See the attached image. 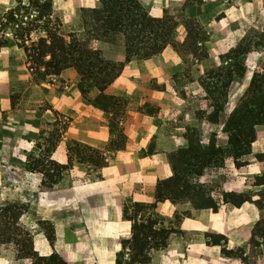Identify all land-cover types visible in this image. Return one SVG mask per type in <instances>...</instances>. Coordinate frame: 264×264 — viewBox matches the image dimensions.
Wrapping results in <instances>:
<instances>
[{"label":"rangeland","instance_id":"374dc122","mask_svg":"<svg viewBox=\"0 0 264 264\" xmlns=\"http://www.w3.org/2000/svg\"><path fill=\"white\" fill-rule=\"evenodd\" d=\"M1 1L4 4L8 3V7L6 9L4 7L0 11V51L13 48L12 51L15 53L12 56L16 58L15 56L18 54L21 60L17 68L13 67L14 70L16 69L17 75L14 76L12 87L15 90H22L21 87L24 84L27 86L32 83L33 85L42 86V88L44 86L58 85L62 90L66 86L67 81L69 82V78L74 81L76 79V88L79 94L99 111L101 121L106 126L107 132L113 136L111 140L115 141V146H111L110 140L103 148L78 142L95 149L96 152H94L92 160H94L97 169H94L90 167L91 164L81 160L80 154L67 152L72 142L63 139L69 127L67 118L65 119L64 116L56 112H52V114L46 113V111L50 110V105L47 101L32 105L27 103L29 100L27 93L24 101H21V93H15L11 97L9 116L17 118L30 117V119H35L38 123H41L39 133L27 139V143L23 144L25 152H0V204L23 205V203L18 201L24 195L19 189H26L27 193L34 194L38 190H50L49 185L52 181L56 182V185L53 186L54 188L69 181L75 184H82L92 174L94 175V173L90 174L91 170L98 171L101 175L103 166L109 164L115 154L126 149L127 136L125 135L124 123L131 118L135 109L129 106L130 100L127 96L111 95L106 92L107 95L115 96L121 100L119 105L121 114H118L117 120L112 121L110 114H104L101 109L95 107L93 100L98 94L96 90L88 95L81 93L78 88L80 77L75 68H52V60L47 53L41 52L33 56L34 48H39V46L35 47V45L39 43L40 38L47 37L45 30H48L50 33L60 37L68 38V36L73 35L82 41L86 38L87 42L94 43L95 47H98L104 61L120 63L122 72L125 65L129 63L126 62L127 55L124 44L121 43L124 40L119 39L112 41V43L95 42L89 35H86L87 27L83 26V17L88 10L96 7L98 0L95 3L92 2L93 0H50L52 11L41 8L42 3L47 0ZM137 2L147 16L152 18L145 11L146 9L141 4V0H137ZM93 3L95 5L90 6ZM187 5L196 6L199 10L206 7L208 14L197 18H188L185 16L184 10H181V7V12L178 9V11H172L171 9L169 11L167 9V14H165L164 10L162 17L155 18L156 20L164 18L160 20L163 23L157 24L156 32V29H152L156 39L158 36L164 40V43L160 44L163 48L154 49L148 57L143 58L136 57L140 54L139 49L142 46H137V44L132 46L133 56L136 57L129 58L134 59L132 60L133 66L136 68V75L133 77L134 82L132 83L143 88L146 87L150 91L152 90L147 96L150 101H144L138 107L139 113L147 114L154 118L155 134L148 139L146 152L149 156L156 158L157 152H164L165 147L167 148L166 144H168L169 152H171L169 155L174 156V159L177 160L176 166L182 168L184 165L187 166L189 161L188 157L183 156L184 152H188L186 137H190L195 146L197 145L196 139H202V144L204 145L208 144L210 138L215 139L216 145L219 147L218 150L223 148V153L217 152L220 160L214 165H212L213 162L208 165L204 171L205 174L201 177L186 174V180L182 179V186L199 184L205 195L200 203H208V200L210 201L211 199V201L217 202L219 209L224 207L223 201L227 203L236 201L235 198L232 200L227 195L228 192H225L223 188L228 189L234 186L233 189L237 190L244 183L245 188H249L247 192L250 198L257 201L253 204L255 208H264V192L260 193L261 189L264 188L260 185L264 183V178H262L264 173L254 176V173L247 171L246 168L241 171V167H246V165L251 163L253 157L255 162L264 161V140L262 141L261 139L259 142H254L251 146L250 156L244 159V166L236 168L235 164H242V159L234 163L233 157L225 152L227 148L225 145L226 138L221 131V126L210 125L204 119V117L206 118L204 112H210L205 108V104H209L205 100V90L209 88L210 91L218 92L219 94L217 101L220 106L221 121L224 120L226 111L229 112L234 107L237 101L236 97L240 95L241 89L238 88L234 91L226 86L225 78L228 71H230V58L232 57L230 53L238 48L239 36L243 31L246 32L249 27L258 29L259 26L260 28L264 26V0H186L182 8ZM180 22H182V25L175 30ZM165 24H169L171 27L168 34L170 36L173 35L171 37L173 46L169 45L168 36L165 39ZM21 33L24 34V37L29 36V40H25L24 47L22 44L13 42H16ZM139 36L140 38L142 37V35ZM6 39L10 40L11 43H4ZM234 43L236 44L234 45ZM143 47H145L143 49L148 50L146 49L148 45H143ZM25 48L27 52H25ZM255 53L260 55L258 57L252 55L248 59L247 56L244 59L243 56L236 54L237 60L241 65L239 66L243 71L252 65L256 66L258 58L264 60L262 50H259V53ZM120 59L121 61H119ZM141 63H144V65H141ZM68 69L74 72L71 77L63 75V72ZM208 72H213V75L209 76ZM240 74L241 71L237 75ZM247 74L246 72L244 79ZM167 86L170 87V90H167ZM165 89L167 90L166 93ZM32 100L30 101L32 102ZM119 135L122 136L121 139ZM56 148L63 152H54ZM177 152L180 153L177 154ZM84 153L89 155V152ZM52 162L57 164V166H52ZM159 180L165 181V178H157L156 184ZM243 194L247 193L244 191ZM27 198L33 200L29 194H27ZM151 204H154V202ZM198 211L206 213L211 211V209ZM137 219L139 220L138 223L143 222L141 224H147L149 221L155 223V231L165 232V229L171 230L167 245L170 243L174 230L166 226L168 223L164 216L155 214L153 209L147 205L138 214ZM20 224L25 232L30 233L32 244L33 231L38 229L43 231L48 240L49 238L52 239V242L55 240V231L51 224L47 222H34L31 225H24L20 221ZM260 227L263 229L264 225ZM208 234L205 235L207 244H226L227 240L225 241L211 233ZM257 234L256 242L258 246H255L252 250L253 254L247 255L245 258L251 264H264V241H262L259 231ZM178 237H181L186 245L180 252L182 253L181 255L176 254L179 259L176 258L174 259L175 261L177 259L183 260L186 255L187 244L197 239V236L193 234L181 232H178ZM161 243L162 240L160 241ZM227 245L232 248L228 241ZM121 247L115 254V261L117 256L119 257V254H121L120 263L127 264L130 261V256L126 251L121 253ZM149 255V261L147 260L141 264H171L173 261V259L170 260V254L165 253V246L157 249L152 248ZM24 262L23 259L17 256L12 245H0V264H25ZM216 262L217 264H223L224 261L218 257V260H215ZM231 264L241 263L236 258Z\"/></svg>","mask_w":264,"mask_h":264},{"label":"crops","instance_id":"0c3cea01","mask_svg":"<svg viewBox=\"0 0 264 264\" xmlns=\"http://www.w3.org/2000/svg\"><path fill=\"white\" fill-rule=\"evenodd\" d=\"M185 1L141 0V4L152 18L162 17L164 10L178 11L180 7L188 18L208 14L206 7L201 10L188 5L182 8ZM94 3L90 6H94ZM4 7L6 9L8 3L4 4L0 0V11ZM244 34V31L239 34V39ZM12 50L13 48H9L0 51V152H25L23 144L40 131L41 123L35 119L9 116L11 97L15 93H21V101H24L27 93V103L32 105L47 101L50 110L46 113L56 112L67 118L69 127L63 138L65 141H77L97 148L106 146L113 136L107 132L99 111L79 94L76 79L74 81L69 78V82L66 80L67 84L62 90L58 85L42 88L32 83L27 86L24 84L22 90L12 87L14 76L17 75L13 67L17 68L21 63L18 54L16 58L12 56L15 53ZM252 55L258 57L260 54H249L247 59ZM261 60L258 58L256 66L248 67L244 81L231 87L234 91L241 89L236 100L246 90ZM133 65V61L127 63L120 76L105 91L111 95L127 96L130 100L129 106L135 111L124 123L127 147L115 154L110 163L102 169L101 179L82 184L69 181L48 191L38 190L34 194L27 193L26 189H19L24 195L18 201L26 206V211L19 219L21 223L31 225L34 222H47L55 231L54 242H50L40 229L33 231V249L39 256L56 254L66 264H115V254L121 247L122 239L131 234L133 221L126 218L125 213L132 216L136 214L137 205L153 203L156 179L166 178L172 172L168 160L171 153L168 144L164 152H157L156 158L146 152L148 139L155 134L154 118L139 113L138 107L144 101H150L147 96L152 90L132 83L136 75ZM63 75L71 77L74 72L68 69ZM166 88L170 90L169 86ZM255 133V143L261 139L263 141L264 124L256 127ZM54 152L63 151L56 148ZM252 160L246 167H241V171L246 168L247 171L253 172L254 176L264 173V161L255 162L254 157ZM233 187L223 190L241 194L245 191L248 194L249 188H245L244 183L240 189ZM27 194L31 195L33 200L27 198ZM153 211L164 216L168 223L166 226L174 230L172 239L165 248V253L170 254V260L173 259L171 264H217L219 261L215 263V260H218V257L225 262L223 264H231L221 253L219 246L206 243L205 235L219 234L227 239L230 246H241L250 238L254 224L264 215V211L257 210L250 202H244L240 207L229 211L224 205L217 212L203 213L194 209L189 202L171 203L165 200L156 202ZM178 232L197 236V239L187 244L183 260L176 257V254H182L180 252L186 245L181 237H178ZM176 258L177 261L174 260Z\"/></svg>","mask_w":264,"mask_h":264},{"label":"trees","instance_id":"16d2710c","mask_svg":"<svg viewBox=\"0 0 264 264\" xmlns=\"http://www.w3.org/2000/svg\"><path fill=\"white\" fill-rule=\"evenodd\" d=\"M37 4H39L37 2ZM39 6V5H38ZM42 9L52 11L51 1L47 0L42 3ZM165 14L167 11L165 10ZM164 19V18H161ZM160 19V20H161ZM12 20V19H11ZM160 20L155 18H149L147 14L138 4L137 0H98L96 7L86 12L83 17V26L87 27V34L95 42L103 41L112 43V41L124 40V48L126 51V62H131L136 57H148L154 49L159 50L163 48L161 43L164 40L154 35L152 29H156L157 24H162ZM170 24V23H169ZM169 24H165V39L169 38V45L173 46V40H171V30ZM182 25V22L177 24L175 30ZM19 28V26H18ZM47 37L40 38L39 43L35 45L39 46L34 48L33 56L38 55L41 52L47 53L52 60V68H75L79 74V90L82 94L88 95L92 91L98 92L94 98L93 103L95 107L101 109L104 114H110L112 121L117 120L118 114H121L119 110L120 99L107 95L106 89L113 84V82L120 76L121 64L115 62L104 61L101 57V53L95 44L75 38L70 35L68 38L60 37L45 30ZM139 35H142L140 38ZM29 36L24 37V34H19L16 42L22 44L24 47L25 40H29ZM155 37V38H154ZM14 40V39H13ZM4 43H11L10 40H5ZM142 46L139 49V55L133 56L132 46ZM143 45H148L145 50ZM237 49L231 52V64L230 71H228L225 78L226 86L231 87L236 83H241L244 79V75L247 69L243 71L240 68V62L237 60V55L246 56L255 52L259 53L262 50L264 54V26L258 29L248 28L244 36L237 43ZM1 47V46H0ZM25 52L27 49L25 48ZM237 54V55H236ZM38 60V59H36ZM240 65V66H239ZM59 70V69H58ZM239 71H241L240 75ZM243 72V74H242ZM213 72H208L209 76H212ZM227 79V81H226ZM208 88V87H207ZM218 92L210 91V88L205 90V100L209 104H205V108L210 112L205 111L206 123L210 125L221 126V131L226 138V151L228 155L232 156L234 163L240 161L242 164H235V167L244 166V159L250 156L251 146L256 140V127L264 124V60L260 61L259 68L256 70L250 82L243 92V94L237 99L234 107L231 111L227 112L224 116V120L221 121L220 106L218 105ZM205 109V110H206ZM117 133V131H116ZM121 135L119 138L121 139ZM201 137V136H200ZM187 151L183 156L188 157V165H184L182 168L177 167V160L174 156L169 155L168 160L171 165V175L165 178V181L159 180L156 184L154 194V204H150L152 209L155 208L156 202L169 200L171 203H185L189 202L196 210L211 209L213 212H217V202L210 199L208 203L201 204L200 201L205 196L204 191L201 190L199 184H190L182 186V179L185 181V175L192 174V176H203L207 166L214 165L220 160L217 152H222L223 148L217 147L215 139L210 138L208 144H202V139H196V146L193 145V141L190 137H186ZM115 141L111 140V146ZM115 146V145H114ZM114 148V147H113ZM67 152H75V154L81 155V160L91 164L90 167L97 169V166L92 160L95 154V149L72 141ZM84 152H89L84 153ZM209 152H211L209 154ZM180 152H177V154ZM223 153V152H222ZM256 158V157H255ZM179 161V160H178ZM209 161V162H208ZM52 166H57L55 163H51ZM106 166V165H105ZM103 166V168L105 167ZM100 168V167H99ZM40 171V170H39ZM45 173V172H44ZM92 176L87 178L85 182H93L101 179V175L98 171L91 170ZM88 176V175H87ZM191 176V175H190ZM190 176H188L190 178ZM264 178V174L262 175ZM186 183V182H185ZM56 185V182H50L49 189H52ZM264 187V183L260 184ZM264 192V188L260 193ZM232 200L235 198V202L227 203L223 201L226 209L229 211L233 208L240 207L244 202H250L255 204L257 201L250 198L249 194H235L227 193ZM214 201V202H213ZM214 203V205H213ZM147 205H137L136 214L129 216L128 213L125 217L131 219V234L129 237L124 238L121 241V253L125 251L130 256V261L127 264H141L149 261V252L152 248H162L167 246V240L171 234V230L165 229V232L155 231V223L149 221L147 224H141L137 219L138 214ZM257 210L263 211V207H256ZM26 211V206L18 204L2 203L0 204V245H12L13 250L23 259L25 264H66L58 255L52 254L50 256L40 257L33 249L31 243V235L29 232H25L23 226L20 224V218ZM264 215L254 224L250 238L247 240L244 246L228 247L227 239L219 234H213L226 241L225 245L213 243L212 245L219 246L221 253L228 259L230 263L234 262L236 258L240 260L241 264H251L245 256L253 254V249L257 245L256 239L258 237L257 232L261 234L262 241H264ZM164 231V230H163ZM210 235V234H208ZM162 243L160 244V241ZM52 242V239L49 238ZM120 256H117L115 264L120 263Z\"/></svg>","mask_w":264,"mask_h":264}]
</instances>
